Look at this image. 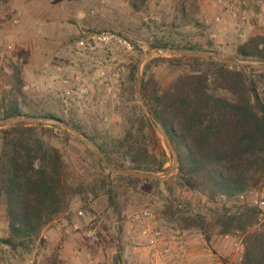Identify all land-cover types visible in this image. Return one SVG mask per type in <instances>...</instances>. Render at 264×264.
Segmentation results:
<instances>
[{"label":"rangeland","instance_id":"1","mask_svg":"<svg viewBox=\"0 0 264 264\" xmlns=\"http://www.w3.org/2000/svg\"><path fill=\"white\" fill-rule=\"evenodd\" d=\"M219 1L0 0V24L6 31L0 38V128L21 118L41 123L46 139L66 152L80 192L45 228L34 250L25 255L12 252L1 242L8 235V223L0 197L1 264L13 259L21 264H134L135 258L142 264L229 262L236 230L228 236L219 233L211 212L214 204L171 182L136 185L120 179L116 175L120 173L95 153L96 147L81 132L43 118L52 114L80 127L86 135L111 140L114 157L124 164L121 170L128 172H134L126 154L133 141L120 144L116 139L124 140L131 131L138 139L137 147H147L158 157L165 151L166 172L158 174L163 177L158 180L167 179L177 164L172 171L174 153L163 130L157 126L148 129L149 136L139 133L146 109L138 75L143 97V77L147 80L152 74L165 88L181 75L183 69L176 62L151 64L153 59L181 55L177 51L187 56L215 53L244 64L237 47L253 34L264 35V0H248L236 15L222 8ZM213 6L217 8L214 13L208 11ZM11 10L21 14L18 24L13 23ZM242 16H246L245 25H241ZM161 43L170 47L161 48ZM8 45L13 49L4 51ZM190 47L199 51L183 50ZM134 64L138 65L135 79ZM16 68L20 69L24 110L40 117H15L4 123L9 119L1 120L2 114L16 92ZM169 187L175 188L173 193ZM256 190L264 192V185ZM115 193L120 211L112 200ZM223 202L235 213L234 202ZM235 202L245 206L237 198ZM145 210L150 216L134 222L133 215ZM190 215L206 217L209 225L185 229L183 220ZM59 225L64 237L58 234ZM260 227L264 225L256 224L252 230ZM50 231L57 233L59 240H52ZM167 249L170 253H165Z\"/></svg>","mask_w":264,"mask_h":264},{"label":"trees","instance_id":"2","mask_svg":"<svg viewBox=\"0 0 264 264\" xmlns=\"http://www.w3.org/2000/svg\"><path fill=\"white\" fill-rule=\"evenodd\" d=\"M157 46V45H156ZM169 48L168 44H159ZM198 52L197 47L183 49ZM244 64H229L212 57L171 55L153 59L176 62L183 69L176 80L163 88L154 75L142 79L144 117L139 133L164 130L178 156L175 172L167 179H149L116 174L131 184L170 183L214 204L213 223L221 235L234 230L245 233V252L240 264H264V228L257 224L255 207L236 205L235 199L264 185V35L253 34L237 47ZM185 66V67H184ZM134 79L138 65L134 64ZM15 94L1 120L38 118L24 110L20 69H15ZM43 118L65 123L83 134L116 170L124 167L110 149L111 140L86 135L82 129L52 114ZM41 123L16 120L0 128V197L4 199L8 235L1 240L12 252L31 253L45 228L80 194L77 177L66 160V152L46 139ZM66 135H70L64 131ZM128 162L134 172L158 175L166 172L165 151L161 157L147 147H137L135 133L127 132ZM135 141V144H134ZM137 142V143H136ZM134 144V145H133ZM100 164L109 170L99 158ZM113 174V172H110ZM77 185V186H76ZM174 187H169L173 193ZM125 192V191H124ZM117 194L112 196L119 210ZM234 202L235 213L223 201ZM222 206V207H220ZM185 229H206V217L190 215Z\"/></svg>","mask_w":264,"mask_h":264},{"label":"built area","instance_id":"3","mask_svg":"<svg viewBox=\"0 0 264 264\" xmlns=\"http://www.w3.org/2000/svg\"><path fill=\"white\" fill-rule=\"evenodd\" d=\"M247 1L248 0H220L219 3L221 4L222 8L230 9L236 15V14H240L242 8L248 5ZM9 15L14 24L19 23L21 16L20 13L11 10L9 12ZM0 18H1V11H0ZM217 21H219V19H217ZM245 24H246V16H242L241 25H245ZM215 36L216 35H213V37ZM12 49H13L12 45H8L4 51L12 50ZM237 199L242 204L248 207H255L257 209V225L263 226L264 225V192L259 190H250L239 195ZM80 215H83V213L81 212ZM148 216H150V213L148 210H145L141 214L133 215V221L140 222L142 219H145ZM57 230H58V234L61 237H64V231L60 225L58 226ZM248 230L250 231L252 230V228H249ZM157 235H160V233H158ZM244 235L245 233L241 232L240 230H236L234 232L232 255L230 256L229 262L227 264H233V262L237 263V261L240 262L243 260V256L245 252ZM153 244H155V242ZM60 247L61 248L64 247L63 242H61ZM165 253H170V250L167 249Z\"/></svg>","mask_w":264,"mask_h":264},{"label":"water","instance_id":"4","mask_svg":"<svg viewBox=\"0 0 264 264\" xmlns=\"http://www.w3.org/2000/svg\"><path fill=\"white\" fill-rule=\"evenodd\" d=\"M171 52V51H169ZM176 53L178 54H181V55H186L185 52L183 51H177ZM192 56H205V57H212V58H216L222 62H226V63H237L239 64L240 62L239 61H234V60H228V59H225L224 57L218 55V54H215V53H192L191 54ZM140 77L138 75V90H139V93H140V97H141V101L144 103V100H143V97L141 95V88H140ZM145 109L147 110V107H145ZM23 121H29V119H24V118H21ZM11 119L5 121L4 123H8ZM163 133L167 139V144L169 145L170 149L173 151L174 153V165H173V168H172V171L175 169V166L178 162V156L175 152V149L173 148V145L171 144L166 132L163 130ZM105 163L115 172H118V173H123V174H129V175H133V176H136V177H141V178H149V179H161L163 178L162 176H159V175H147V174H143V173H136V172H128V171H124V170H115L113 169V167L111 166V164L108 162V161H105ZM169 175L166 174L165 177H167Z\"/></svg>","mask_w":264,"mask_h":264},{"label":"crops","instance_id":"5","mask_svg":"<svg viewBox=\"0 0 264 264\" xmlns=\"http://www.w3.org/2000/svg\"><path fill=\"white\" fill-rule=\"evenodd\" d=\"M208 11H211L212 13H214V12L217 11V8L215 9L214 6H213V7H210V9H209ZM5 33H6V31H5V26L3 27V25L0 24V38H2V37L4 36ZM48 234L50 235V237H51L52 240H54V239L59 240V237H60V236H59L57 233H54L53 231H50ZM48 250H49V249H48ZM142 262H143V261H141V260L138 259V258H135V260H134V264H142ZM0 264H1V263H0ZM8 264H21V263L19 262L18 259H13V260H11L10 263H8ZM75 264H76V263H75Z\"/></svg>","mask_w":264,"mask_h":264}]
</instances>
